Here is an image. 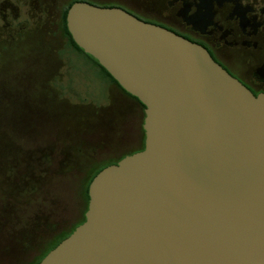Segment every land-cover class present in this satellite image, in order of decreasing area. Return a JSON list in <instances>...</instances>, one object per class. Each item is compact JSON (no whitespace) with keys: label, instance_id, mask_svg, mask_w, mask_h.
I'll return each mask as SVG.
<instances>
[{"label":"water","instance_id":"1","mask_svg":"<svg viewBox=\"0 0 264 264\" xmlns=\"http://www.w3.org/2000/svg\"><path fill=\"white\" fill-rule=\"evenodd\" d=\"M65 28L143 106V143L91 178L83 221L37 264H264V94L118 8L72 3Z\"/></svg>","mask_w":264,"mask_h":264},{"label":"rangeland","instance_id":"2","mask_svg":"<svg viewBox=\"0 0 264 264\" xmlns=\"http://www.w3.org/2000/svg\"><path fill=\"white\" fill-rule=\"evenodd\" d=\"M69 1L0 25V264L36 263L82 221L89 177L142 146L141 107L64 50Z\"/></svg>","mask_w":264,"mask_h":264},{"label":"flooded vegetation","instance_id":"3","mask_svg":"<svg viewBox=\"0 0 264 264\" xmlns=\"http://www.w3.org/2000/svg\"><path fill=\"white\" fill-rule=\"evenodd\" d=\"M75 2L121 9L197 44L252 95L264 94V0H70L59 16L62 35V12ZM25 3L0 0L2 28L19 26L17 8Z\"/></svg>","mask_w":264,"mask_h":264},{"label":"trees","instance_id":"4","mask_svg":"<svg viewBox=\"0 0 264 264\" xmlns=\"http://www.w3.org/2000/svg\"><path fill=\"white\" fill-rule=\"evenodd\" d=\"M65 12H66V10H64L63 12H62V17H61V19H62V30H63V35H64V37L66 38V40H67V44H66V47L67 48H71V51H68L69 53H72V54H75V55H77L78 57H81L82 59H83V61L85 62V64H87V66H88V68L92 71V72H94V74L103 82V83H106V84H114L122 93H124L127 97H129V98H131L132 100H134L140 107H141V109H142V113H143V106L135 99V98H133V97H131V96H129L128 94H126L125 92H123L117 85H116V83L114 82V80L109 76V74L101 67V66H99L98 65V63L92 58V57H90L89 55H87V54H85V53H83L82 52V50L81 49H79L74 43H73V41L71 40V37H70V35L68 34V32H67V30H66V28H65V21H64V17H65ZM143 143V142H142ZM110 165V164H109ZM103 167H105V166H103ZM103 167H101V168H103ZM100 168V169H101ZM100 169H98L94 174H92L90 177H89V179H88V181H87V183L85 184V187H84V198H85V200H86V203H87V193H86V191H87V185H88V183L90 182V180H91V178L100 170ZM85 209H86V207H85ZM82 221H83V218H82ZM81 221V222H82ZM80 222V223H81ZM79 223V224H80ZM78 224V225H79ZM77 226V225H76ZM75 226V227H76ZM74 227V228H75ZM73 228V229H74ZM72 229V230H73ZM72 230L70 231V233L72 232ZM70 233H68V234H66V235H64V236H62L59 240H57L54 244H52L51 245V247L49 248V250H51L55 245H57L62 239H64L66 236H68ZM48 250V251H49ZM40 260V259H39ZM39 261H37V263H38ZM37 263H35V264H37Z\"/></svg>","mask_w":264,"mask_h":264}]
</instances>
